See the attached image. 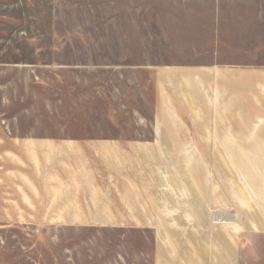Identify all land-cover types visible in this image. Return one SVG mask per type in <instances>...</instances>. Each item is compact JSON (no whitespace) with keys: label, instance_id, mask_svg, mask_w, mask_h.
<instances>
[{"label":"rangeland","instance_id":"1","mask_svg":"<svg viewBox=\"0 0 264 264\" xmlns=\"http://www.w3.org/2000/svg\"><path fill=\"white\" fill-rule=\"evenodd\" d=\"M200 1L207 35L220 13L221 39L150 70L142 57L125 56L119 32L134 27L135 7L164 0H0V134L29 137L31 146L29 154L0 155V264H264V159H232L230 142L233 72L261 86L243 72L264 70V0ZM138 12L146 23L150 15ZM236 35L255 41L252 63L231 65ZM176 63L183 80L165 75ZM120 136L170 138L153 144L158 157L126 160L128 177L153 189L136 192L143 199L130 212L121 201L116 209L146 220L40 221L67 195L85 205L101 204L103 194L89 189V169L103 159L86 150L56 170L44 146ZM62 179L76 190H60Z\"/></svg>","mask_w":264,"mask_h":264},{"label":"crops","instance_id":"2","mask_svg":"<svg viewBox=\"0 0 264 264\" xmlns=\"http://www.w3.org/2000/svg\"><path fill=\"white\" fill-rule=\"evenodd\" d=\"M164 1L161 6H155L156 4H154L142 8L135 7L134 12H132V8V11L129 9V14L132 13L135 16L136 22L134 27L122 28L119 32V46L124 47L125 56L136 60L142 57L143 60H146L148 69L150 70L157 66L159 64L158 62L170 64L172 61H175L176 55L182 57L180 59L181 62L187 61L189 57L196 56V52L190 49V47L205 48L207 41L210 40L212 42L213 39H221L222 36L221 32L217 30H222L223 25L214 23L215 18L218 16L220 18V13L218 16L212 15L211 20L215 26L211 25V27H213L214 34H206V30H209V27L204 22H201L203 16L202 10L204 11L206 8L205 2L196 0L190 5V3L187 4L188 0H185V2L181 0L183 2L181 4L179 0ZM215 6L220 7L218 3ZM138 10L150 15L146 23L138 22ZM237 37L239 36L236 35L234 37L236 39L231 43V65L239 64V62L246 64L252 63L254 61V51L252 49L249 50V48H254L255 41H250L246 35L244 38L247 39L238 40ZM239 53L242 54L239 57L241 60L237 58ZM176 64L173 65L174 70L172 71L174 72L172 74H165L164 72L167 79H169V76L177 78L178 80L185 78L186 71L175 70V68L184 66V64ZM145 71L148 73V77L152 79V82H155V79L157 80V74L155 72L146 69ZM136 73L138 72L136 71ZM238 73L233 72V78L236 79H233L231 84V110L236 112L231 124L232 128H236V130H233L230 139L231 157L232 159H264V70L258 71L256 74L255 72L249 71L243 72L248 78L254 75L258 80L257 83L261 82V86L257 85L254 87L250 85L249 80H242L240 82ZM236 74L237 76L235 77ZM184 92L185 89L183 90ZM258 94H262L261 99L257 96ZM244 95L247 97L244 98ZM150 108L153 109L151 106ZM239 128H242L241 131H239ZM125 138L124 136H120L118 138H93L92 140L85 141L77 139L49 141L54 145L48 148L44 146V149H50L54 153V166L56 170L60 165L72 164L71 162L64 163L63 160H74L76 159L75 156L86 158V150L93 151L95 157L98 156V158L103 159L101 168L92 166L89 169L93 175L89 189L103 192L102 195L98 196L100 198L102 197V203L95 204L92 202L91 204L78 205L72 199L74 195L70 194L65 196L69 199L64 200L63 197L62 201L50 206L46 210V215L49 217L41 218L40 221L115 223L142 222L146 220V218L128 219L125 215L118 214L116 209V202L118 201L119 203L121 201L124 207L130 212L137 205V201L142 202L141 199H143V195L140 193L139 196L136 192L153 189L150 183H139L136 181L137 179L128 177L126 170L128 171L129 167L126 165V160L158 157L159 148L153 144L168 142L170 138L166 140L165 138L160 140L157 136L145 140H126ZM15 139L14 136L0 134V155L6 154V159H8L10 158L9 155L14 154L15 151L30 153L31 146L29 145V137H18L17 140ZM25 143L28 144L25 145ZM134 168L131 169L133 170ZM9 169L8 167L7 172H9ZM262 181L264 205V173L262 174ZM243 182L248 193H255V189L251 181L248 180V177L243 178ZM60 186V190L69 192L76 190L70 182H63V179ZM111 192L120 193L116 195L115 193L111 194ZM138 196L140 200H136ZM23 198L28 199L25 195H23ZM262 213L264 216L263 210ZM221 220L231 221L232 219L222 217Z\"/></svg>","mask_w":264,"mask_h":264}]
</instances>
